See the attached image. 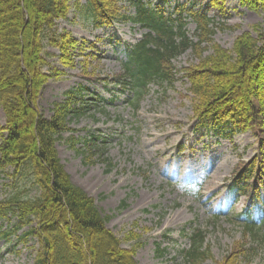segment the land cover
<instances>
[{"label": "trees", "instance_id": "trees-1", "mask_svg": "<svg viewBox=\"0 0 264 264\" xmlns=\"http://www.w3.org/2000/svg\"><path fill=\"white\" fill-rule=\"evenodd\" d=\"M122 1L125 0H0V108L5 115V126L0 128V173L16 178L35 192L30 199L14 194L0 200V221L15 217L12 232L27 229L20 237L23 244L37 240L39 248L33 264H138L134 250L123 249L122 241L107 228L112 217L72 183L56 148L58 143L68 145L83 156L85 164L94 153L98 161L108 163L104 158L105 142L64 135L75 131L69 127L73 120L104 111L103 100L80 87L67 92L62 104H55L50 119L38 111L45 85L65 74L55 68L46 72L44 69L51 66L49 61L57 59L65 69L74 68L73 51L79 43L69 33L57 30V23L67 20L73 7L96 29L132 23L146 31L137 45L127 49L123 73L116 79L120 87L134 95L129 102L133 110H138L153 81L171 86L175 81L173 61L192 51L200 63L186 70V75L194 96L197 131L228 138L251 131L264 145L262 29L255 30L256 37L244 33L232 50H227L215 44L213 37L217 30L234 28L218 25L197 11L196 3L202 0L172 6L168 5L177 0H159L155 5L126 0L133 13L120 6ZM209 2L222 17L226 15L224 0ZM242 4L251 11L264 12V0H243ZM189 22L196 26L195 39L188 35ZM80 51L86 50L80 46ZM80 144L82 147L77 148ZM90 154L92 157H88ZM254 171L255 162L242 171L236 182L241 193H246L248 186L242 188V183L249 184ZM261 174L260 180L264 178V167ZM245 215L244 231L264 245L260 229L250 221L252 213ZM190 241V249L183 252L188 264H199L211 257L203 232H195ZM228 258L231 264L248 262L247 256H242V261L239 256Z\"/></svg>", "mask_w": 264, "mask_h": 264}, {"label": "rangeland", "instance_id": "rangeland-1", "mask_svg": "<svg viewBox=\"0 0 264 264\" xmlns=\"http://www.w3.org/2000/svg\"><path fill=\"white\" fill-rule=\"evenodd\" d=\"M242 1L225 0L227 17L223 20L214 7L207 10L211 8L209 0L196 3V8L207 10L218 25L234 28L217 31L214 37V42L224 49L231 50L244 33L256 37L257 30L264 32V12L251 11ZM181 2L193 3L178 1ZM125 4L126 0L122 1L121 7ZM57 30L69 33L79 43L73 51L74 68L65 69L57 59L49 61L51 66L44 69L46 72L55 68L65 74L44 87L38 111L51 118L54 105L63 103L65 93L79 86L88 87L108 101L105 113L91 112L73 120L69 127L76 130L74 137L105 140V158L111 167L103 159L98 161L95 153L88 156L92 159L85 164V159L64 143H58L57 150L73 184L92 196L105 214L113 216L108 228L123 241L124 248H133L139 264H188L182 252L190 249L189 238L201 231L211 257L199 264H231L228 256H239V261L247 256L248 262L244 260L241 264H264V245L244 231L243 218L237 219L249 204L252 184L258 185L259 180H252L246 196H239L236 201L230 193L233 180L241 178L242 171L254 159L260 158L263 163L264 145L252 132L234 139L195 132L193 96L185 69L197 68L199 56L190 51L174 61L172 73L176 83L172 87L158 82L150 84L139 111L134 113L127 104V94L114 84L123 73L127 49L141 40L144 31L131 24L97 30L74 7L66 21L58 22ZM194 32L195 26L189 24L191 38ZM80 46L86 51L82 53ZM49 51L58 54L56 50ZM4 124L0 109V127ZM12 183L0 174V199L24 191L21 182L16 180L14 187ZM34 196L35 192L30 191L28 198ZM219 212L223 215L217 216ZM254 216L258 221L264 216V195ZM2 223L0 264H33L39 248L37 240L23 245L17 235L6 238L4 234L11 232L13 223ZM158 245L164 250L162 254L156 251Z\"/></svg>", "mask_w": 264, "mask_h": 264}]
</instances>
